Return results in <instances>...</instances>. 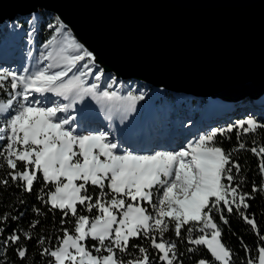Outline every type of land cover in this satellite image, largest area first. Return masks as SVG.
<instances>
[{
	"label": "snow or ice",
	"instance_id": "obj_1",
	"mask_svg": "<svg viewBox=\"0 0 264 264\" xmlns=\"http://www.w3.org/2000/svg\"><path fill=\"white\" fill-rule=\"evenodd\" d=\"M29 16L12 24L28 63L0 62V264H264V112L146 136V86L106 72L61 15ZM232 219L252 243L224 239Z\"/></svg>",
	"mask_w": 264,
	"mask_h": 264
},
{
	"label": "water",
	"instance_id": "obj_2",
	"mask_svg": "<svg viewBox=\"0 0 264 264\" xmlns=\"http://www.w3.org/2000/svg\"><path fill=\"white\" fill-rule=\"evenodd\" d=\"M61 15L124 81L220 100L264 98V0H0V24Z\"/></svg>",
	"mask_w": 264,
	"mask_h": 264
},
{
	"label": "rangeland",
	"instance_id": "obj_3",
	"mask_svg": "<svg viewBox=\"0 0 264 264\" xmlns=\"http://www.w3.org/2000/svg\"><path fill=\"white\" fill-rule=\"evenodd\" d=\"M10 21L12 20L7 21V23ZM2 33L4 34L0 35V58L4 56H8L9 58L6 57L0 60V62L15 61L14 58L10 59L11 54L9 53L15 41L8 36L10 35L9 33L5 31H2ZM36 54V52H33V55ZM19 58L20 62L18 60L15 61L17 65L19 63L25 65L28 63V59L25 56L22 58L20 56ZM130 82L138 85L133 80H130ZM140 85L144 88L143 84L140 83ZM145 89L152 94L151 102L145 103V101H140L138 108L141 113V126H143L144 120L147 118V122H149L147 130L151 136H172L177 131L187 135L188 133L197 132L198 129L203 131L208 126H220L227 122H233L239 116L235 114L238 108L244 110L240 115L245 116L253 113V115L259 117L264 112V98L243 105L228 106L220 100L195 97L176 92L163 91L162 94L156 96V89L150 85ZM90 103L96 106L94 101H90ZM246 111L252 112L248 113ZM189 119L192 121L191 124L188 123ZM181 122H183L182 127L180 126Z\"/></svg>",
	"mask_w": 264,
	"mask_h": 264
},
{
	"label": "trees",
	"instance_id": "obj_4",
	"mask_svg": "<svg viewBox=\"0 0 264 264\" xmlns=\"http://www.w3.org/2000/svg\"><path fill=\"white\" fill-rule=\"evenodd\" d=\"M47 35H48V30L45 29L44 31H42V32L40 33V36H38V39L41 40V37H45V36H47ZM125 82H130V81H125ZM131 83H132V82H131ZM132 84H133V83H132ZM140 86H141V85H140ZM145 90H146V89H145ZM165 92H168V91H165ZM148 93H149V96H147V97L145 98V100H144L145 103H150V102H151V99H152V94H151L150 92H148ZM235 111H236V110H235ZM242 111H244V110L238 108V110L235 112V114L239 115V116L237 117V119L243 118V117L245 116V115H240ZM246 112L251 113L252 111H246ZM251 114L253 115V113H251ZM261 135H264V133H262V134H258V135L256 136V139H257L258 141L261 139ZM247 139H248V140H251V139H252V136L249 135V136L247 137ZM217 141H218V142L222 141L223 146H224L225 148H228V147H230L232 144H235V142H236V136H235V133L232 134V140H231V141H228V140H226V139H223V137H221V136H218V137H217ZM240 155H241L244 159H246L247 161H249V163H250V167H252L253 170H254V168H255V163H254V162H255V158L253 157V155H252L250 152H242ZM242 162H243V161H242ZM254 175H255V172L253 171L252 173L249 174V179L251 180V179L253 178ZM6 197H7V194H6V193L3 194V196H0V204H2L3 200H4ZM261 205H264V201H260V202H257V203L254 204V207L258 210V213H257V214H259V211L264 210V208H262ZM0 211H3V207H2V206H0ZM29 215H30V214H29ZM27 219H28V217L26 216V217L24 218V220L21 222L22 225H23V224H26ZM230 226H231L233 232H235V235L230 234V233L228 232V229H227V228H225V230H224V239H225L227 242H229L230 245H232V246H237V245L239 244V241L237 240V236H243L244 240H245L246 242H248V243H252V242L254 241L255 237L252 236L251 234H249V232H248V230L246 229V226H245L244 224L240 223L239 221H237V220H235V219H232V220L230 221ZM241 255H243L242 252H241ZM17 264H19L18 261H17Z\"/></svg>",
	"mask_w": 264,
	"mask_h": 264
},
{
	"label": "built area",
	"instance_id": "obj_5",
	"mask_svg": "<svg viewBox=\"0 0 264 264\" xmlns=\"http://www.w3.org/2000/svg\"><path fill=\"white\" fill-rule=\"evenodd\" d=\"M40 13L44 14V19L45 20L50 18L49 14L56 15V14H54L52 12H46V11H42ZM28 19H30V17H27V16L22 17V16H20V17L14 19V20H12V21H10L8 23H7V21H9V20H7V21H5V22L0 24V35L4 34V33H2V31H5V32L9 33L10 35H8V36L10 38H12L13 41H15L13 48L9 51V53L11 54L10 55V59L14 58L15 61H17V60L19 61L20 60V58H19L20 56H21V58L23 56H25L28 59L27 52H28L29 48L31 47V45H29L27 43V39L24 36L23 28H21V29H13L12 28V24H13V22H17L20 25H25V21L28 20ZM36 47L37 48L40 47V40L38 39V37H37V45H36ZM18 54H20V55H18Z\"/></svg>",
	"mask_w": 264,
	"mask_h": 264
},
{
	"label": "bare ground",
	"instance_id": "obj_6",
	"mask_svg": "<svg viewBox=\"0 0 264 264\" xmlns=\"http://www.w3.org/2000/svg\"><path fill=\"white\" fill-rule=\"evenodd\" d=\"M4 51V50H3ZM1 55H4V54H1ZM9 58L8 56H4L3 58H0V60H2V59H5V58ZM134 82L135 83H137L138 85H140V83L141 84H143V86L145 87H148L149 86V84L148 83H146V82H144V81H141V80H134ZM149 122H147V118L144 120V123H143V126H141L142 127V131H143V133L146 135V136H151V134H149V131L147 130V124H148Z\"/></svg>",
	"mask_w": 264,
	"mask_h": 264
}]
</instances>
